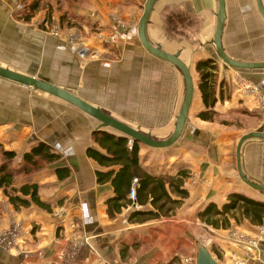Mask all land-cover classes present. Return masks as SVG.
Here are the masks:
<instances>
[{"label":"crops","instance_id":"crops-1","mask_svg":"<svg viewBox=\"0 0 264 264\" xmlns=\"http://www.w3.org/2000/svg\"><path fill=\"white\" fill-rule=\"evenodd\" d=\"M21 2L0 0V66L49 79L155 139L171 136L186 82L178 67L152 55L141 42L138 21L146 0H61L63 12L54 7L52 13L55 22L62 14L65 24L61 27L57 22L55 29L41 26L49 20V10H42L31 22L19 20L15 13ZM226 4L224 50L235 60L264 61V18L256 0H226ZM218 10V0H158L146 34L165 52L179 53L190 67L195 81L190 110L198 114L205 104L196 65L210 58L217 62L219 99L214 110L226 118L231 113L247 114L239 90L242 80L259 85L264 95V70H240L220 59L214 43ZM80 51L88 54L82 56ZM100 123L66 100L0 79V144L17 153L14 168L22 167L24 154L41 143L57 155L32 175L20 177L17 184H36L42 204L21 193L30 203L0 214L1 228L22 224L20 248L0 246V264H170L173 260L188 264L197 232L204 228L215 236L208 248L220 263L264 264V238L257 254L248 258L238 237L246 233L247 238H260L264 222L246 219L217 229L198 218L211 203L222 207L233 192L264 202V192L248 187L237 171L236 130L189 116L182 135L186 146L180 145L182 137L171 148L140 143L144 169L165 177L179 170L191 174L184 185L189 196L173 215L141 222L130 219L136 209L130 203L120 213L109 214L108 201L116 190L111 181L99 182L97 173L119 166H104L89 152L108 155L99 132H121ZM242 156L245 174L264 185V140H247ZM166 188L175 195L169 184ZM137 209L148 211L153 206L148 202ZM237 230L243 233L238 235Z\"/></svg>","mask_w":264,"mask_h":264},{"label":"trees","instance_id":"trees-1","mask_svg":"<svg viewBox=\"0 0 264 264\" xmlns=\"http://www.w3.org/2000/svg\"><path fill=\"white\" fill-rule=\"evenodd\" d=\"M44 0H22L21 7L17 9L15 16L23 22H31L40 10L41 2ZM197 72L199 74V91L205 108L201 110L198 117L207 121H213L217 115L215 111L217 96V62L213 59L200 60L197 63ZM221 83L220 94L222 99ZM102 134V145L108 151V155L100 154L97 150H91L89 154L94 159L99 160L104 166H119L117 169L103 172L98 171L99 182L111 181L116 195L108 201L110 216L120 213L127 203L134 205L136 209L132 212L130 219L136 221H145L149 219H158L173 215L181 207L183 200L188 198L189 190L184 188L185 181L189 176L184 170H179L177 174L165 177L163 174H153L140 166L139 153L141 144L132 140L130 137L116 132L100 131ZM17 153L7 150L0 144V191L6 193L10 203L19 207L27 205L29 200L22 195H30L36 203L42 204L38 197V186L36 184L17 185L20 177H27L43 168L45 162H50L57 158L44 144L35 145L34 148L24 154L26 162L19 169L14 168L13 160ZM171 177V178H169ZM137 181L135 182V180ZM169 184L175 195L166 188ZM136 190V196H131V189ZM150 203L153 206L151 210L137 209ZM240 212L242 216L250 218L252 215L256 222H264V202L247 197L243 193L233 192L228 197V201L218 207L215 203L209 204L203 211L198 213V218L205 221L214 228H228L231 225L230 217ZM239 222V221H238ZM175 259V258H174ZM175 260L172 261L173 264Z\"/></svg>","mask_w":264,"mask_h":264},{"label":"water","instance_id":"water-1","mask_svg":"<svg viewBox=\"0 0 264 264\" xmlns=\"http://www.w3.org/2000/svg\"><path fill=\"white\" fill-rule=\"evenodd\" d=\"M158 0H146L144 4V11L139 18V25H138V34L141 39V42L145 49L150 52L152 55H155L167 62H171L173 65L178 67L183 75L186 82V91H185V99L181 106L180 113L177 117V122L175 125V130L171 134V136L167 139H158L154 138L151 134L145 133L141 129H136L129 125L128 123H124L123 121L119 120L112 114H107L102 108L90 104L88 101L83 100L80 96L78 97L70 90L66 89L65 87H61L52 83L49 79H45L42 77H38L34 74H24L19 71H14L9 67L0 66V79H5L10 81L14 84H21L23 86H27L29 88H34L45 93H50L62 100H66L69 103L73 104L77 108L82 109L89 115L96 117L101 123L100 127H107L113 128L121 132L123 135L130 137L132 140L138 141L139 143L145 144L152 148H171L174 146L176 142L182 137L186 130V124L189 120L190 116V109L194 100V93H195V81L193 79L192 71L190 67L183 62L180 58L179 53H168L162 50V48L158 45L152 44L147 37L146 30L148 25V20L150 17L151 12L153 11L154 4ZM258 4V8L262 17L264 18V3L263 0H256ZM219 10L217 13V29L215 31V38L214 43L216 45V50L218 51V55L220 59L226 63L227 65H231L240 70H255L261 71L264 70V61L258 62H248V61H239L235 60L232 57H229L224 50L223 47V30L226 22V15H227V4L226 0H218ZM250 139H260L264 140V130H256L250 131L246 134L242 135L239 138V142L236 146L235 157L237 159V171L239 172V176L241 180L249 187L254 188L255 190L264 192V185L252 180L249 176L245 174L243 171L242 165V149L247 143V140ZM197 257L196 262L197 264H222L220 263L217 258L214 256L212 251L205 245V244H197Z\"/></svg>","mask_w":264,"mask_h":264},{"label":"rangeland","instance_id":"rangeland-1","mask_svg":"<svg viewBox=\"0 0 264 264\" xmlns=\"http://www.w3.org/2000/svg\"><path fill=\"white\" fill-rule=\"evenodd\" d=\"M60 3L61 0H44L43 2H41V6H40V10L38 11V13L36 14V16H34L33 18H36L37 15L42 11V10H46V12H48V14H50L49 16L47 15L46 17H49V20L47 21V23H41L42 27L45 29L49 28V29H55L56 27V23L58 22V24H60V26L62 27L65 24V20L63 21L62 19V14L58 17V21L55 22V18L54 15L52 13V11L56 10L53 9L54 7H56L58 10H61L60 7ZM49 6V8L47 9L46 7ZM144 10V8H143ZM63 12V11H62ZM46 22V21H45ZM64 23V24H63ZM67 24L69 26V28L71 30H75V25L70 24V20H67ZM49 26V27H48ZM58 26V25H57ZM73 39V44L75 46H77V42L75 38H70ZM91 53H89L88 56H90ZM94 55V54H93ZM198 76V75H197ZM199 78L197 79V85H199ZM239 90L241 92L242 96V102L245 101V103L247 102V107H244L246 109V113L247 114H230L228 115L226 118L221 117V114L218 112L216 117L214 118L213 121H211L212 123H216L218 125L219 128L223 127H227V128H233V130H236L235 134V138H234V144H233V150L235 149V147L237 146L239 137L241 136V134L246 133L247 131H250L251 129H262L264 128V95L261 91V88L259 87V85H256L254 83H252L250 80H242L239 86ZM228 95V94H227ZM194 102V101H193ZM198 113L196 112V110L193 108L192 110H190V118L194 119L195 117H197ZM188 122V121H187ZM189 124V123H188ZM188 127V126H187ZM186 127V128H187ZM212 127L217 128L216 125H212ZM186 131V130H185ZM184 135V134H183ZM162 139H167V138H162ZM181 141L180 145L186 146V138H184L182 136V138L179 140ZM178 144V143H177ZM176 144V145H177ZM233 157L236 160V157L233 153ZM188 177H191V174H189ZM250 187V186H249ZM252 188V187H251ZM254 189V188H252ZM255 190V189H254ZM258 191V190H256ZM261 192V191H260ZM1 195H0V214H3L4 212L9 213L10 211L13 210L14 206L10 203L9 197L6 195V193H4L3 191H0ZM262 193V192H261ZM245 195V194H244ZM248 197V196H247ZM250 197V196H249ZM16 208H14L15 210ZM250 218H247L245 216H242L240 214V212H237L236 215L231 219V223L232 222H236L238 224L244 222V220L246 219H251L253 222L255 223H259V221H255L253 219H255L254 217H252V215L249 216ZM201 220V219H200ZM239 221V222H238ZM205 222V221H204ZM201 223H203V221L201 220ZM8 226V225H7ZM238 232H236L238 235L239 233H243L240 230H237ZM198 234V239H196L195 241V246H194V252H193V257H197V253H198V249H197V244H205L207 247H209V240L210 238L216 241V239H214V234L209 232L207 230V228H204V230H198L197 232ZM245 236H244V235ZM240 234L238 237L242 238L241 241H243L244 239H246L245 242H247V234L243 233ZM254 238L251 235H249L248 237V241H249V248L248 247V243H241L245 249V252L248 255V258L252 257L257 254V248L259 247H253L250 244V240ZM215 245H213L214 247ZM213 251V250H212ZM213 253V252H212ZM217 253V252H216ZM215 254V253H214ZM219 257V256H218ZM219 261V260H218ZM221 262V261H220Z\"/></svg>","mask_w":264,"mask_h":264},{"label":"built area","instance_id":"built-area-1","mask_svg":"<svg viewBox=\"0 0 264 264\" xmlns=\"http://www.w3.org/2000/svg\"><path fill=\"white\" fill-rule=\"evenodd\" d=\"M21 7V6H20ZM113 39H116L115 36H112ZM80 54L82 56H86L88 53L84 52V51H80ZM137 181V179L135 180V182ZM131 196L133 198H135L136 196V190L134 188L131 189ZM21 223H13L11 226H6V228H1L0 227V246L4 247L5 249H19L20 248V232H21ZM261 235L260 238H252L250 240V244L253 247H258L259 243L263 240L264 238V225L261 227ZM240 238V237H239ZM242 240V238H240V241ZM249 239L247 238V242L246 239H244L243 241H241V243H248V247L249 248ZM251 249V248H249ZM186 263L188 264H197L196 262V258L195 257H189V259L186 260Z\"/></svg>","mask_w":264,"mask_h":264},{"label":"bare ground","instance_id":"bare-ground-1","mask_svg":"<svg viewBox=\"0 0 264 264\" xmlns=\"http://www.w3.org/2000/svg\"><path fill=\"white\" fill-rule=\"evenodd\" d=\"M86 52V51H85Z\"/></svg>","mask_w":264,"mask_h":264}]
</instances>
